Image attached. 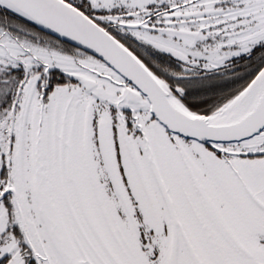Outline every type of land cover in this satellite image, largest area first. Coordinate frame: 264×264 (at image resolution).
Returning a JSON list of instances; mask_svg holds the SVG:
<instances>
[{
  "label": "snow or ice",
  "instance_id": "6c2138e0",
  "mask_svg": "<svg viewBox=\"0 0 264 264\" xmlns=\"http://www.w3.org/2000/svg\"><path fill=\"white\" fill-rule=\"evenodd\" d=\"M0 264H264V0H0Z\"/></svg>",
  "mask_w": 264,
  "mask_h": 264
}]
</instances>
